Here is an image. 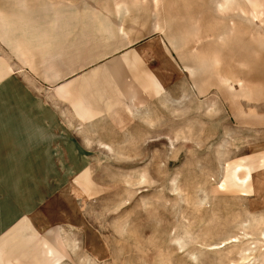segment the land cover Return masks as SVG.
Masks as SVG:
<instances>
[{
  "label": "rangeland",
  "instance_id": "374dc122",
  "mask_svg": "<svg viewBox=\"0 0 264 264\" xmlns=\"http://www.w3.org/2000/svg\"><path fill=\"white\" fill-rule=\"evenodd\" d=\"M66 1L0 0V41ZM106 1L164 50H116L46 131L0 88V264H264V0Z\"/></svg>",
  "mask_w": 264,
  "mask_h": 264
},
{
  "label": "crops",
  "instance_id": "0c3cea01",
  "mask_svg": "<svg viewBox=\"0 0 264 264\" xmlns=\"http://www.w3.org/2000/svg\"><path fill=\"white\" fill-rule=\"evenodd\" d=\"M40 6L34 10L36 24L13 21L11 36L1 38L0 88L23 92L34 107L29 112L34 118L42 108L44 131L52 127V112L59 116V123L63 116L72 115L77 122L83 118V104H79V98L84 97L83 82L95 74L106 75L114 64L116 50L141 58L147 56V50H164L163 42L149 45L146 39L134 37L130 13L113 8L106 0L47 2ZM90 28L97 33L93 38ZM85 40L103 45L90 56L84 51ZM2 152L0 161L8 160Z\"/></svg>",
  "mask_w": 264,
  "mask_h": 264
}]
</instances>
